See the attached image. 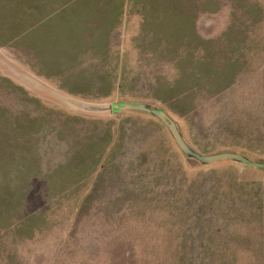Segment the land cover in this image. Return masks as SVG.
Segmentation results:
<instances>
[{"label":"rangeland","instance_id":"374dc122","mask_svg":"<svg viewBox=\"0 0 264 264\" xmlns=\"http://www.w3.org/2000/svg\"><path fill=\"white\" fill-rule=\"evenodd\" d=\"M17 1L0 0V264H181L205 200L196 158L264 144V101L234 86L242 67L264 91V0H118L101 16L93 0ZM43 2L77 18L37 30ZM171 7L203 42L142 40Z\"/></svg>","mask_w":264,"mask_h":264},{"label":"crops","instance_id":"0c3cea01","mask_svg":"<svg viewBox=\"0 0 264 264\" xmlns=\"http://www.w3.org/2000/svg\"><path fill=\"white\" fill-rule=\"evenodd\" d=\"M91 3L90 11L97 12V16H101L99 11L112 12L115 4L119 1L105 0L104 3H100L93 0ZM161 13L160 21H164L165 25L159 27V32L157 31L158 28L153 33L148 31L146 23L140 25L142 40L153 41L155 43L154 48L159 46V42L162 43L167 38L172 39L174 42L172 46L175 49L181 44H188L186 45L188 48L190 45L192 47L198 40L204 41L200 34L195 31L193 18L188 25L186 20L189 18L183 19V23L180 24V15L176 9L171 7L164 9ZM140 15L143 18L142 14ZM168 16L174 18L168 19ZM164 28H167V31L163 30ZM92 35L95 36L93 38L97 37L93 39L95 46L100 45L99 43L103 45L106 36L105 31ZM177 35H180L181 39L177 38ZM82 39L86 41L85 37ZM103 46L100 58L102 61H106V51L103 52ZM237 46L243 51L244 44L240 43ZM71 48L76 47L71 46ZM175 49L173 50L174 53L176 52ZM182 60L185 62V59L182 58ZM185 66L189 67L186 62ZM122 68H125L124 63H122ZM242 69V67L240 69L238 67L236 72V80L239 75L242 79L239 82L235 80L236 92L250 93L248 98L264 101V91L255 93L252 88L249 91L246 90L249 83L243 81V76L244 80L253 76H246L248 73L244 74ZM261 83L264 84L263 81H260ZM153 98L158 102L163 99L162 97ZM239 98H246V96ZM171 106L172 111H174L175 105L172 104ZM220 151L226 150L219 149L217 153L213 152L216 154L211 155H206L207 153L203 152L201 155L206 158L229 153H219ZM236 152L230 153L240 155L250 163L264 165V144L256 147L254 145L237 147ZM238 164L226 159L203 162L204 166H208L203 171L202 196L205 200L202 205H196L193 218H191V214H188L187 221L181 224L176 251L174 250V259L181 260V264H264V168ZM189 188L190 185H187L186 190ZM186 210L187 212L190 211L189 204L186 205Z\"/></svg>","mask_w":264,"mask_h":264},{"label":"trees","instance_id":"16d2710c","mask_svg":"<svg viewBox=\"0 0 264 264\" xmlns=\"http://www.w3.org/2000/svg\"><path fill=\"white\" fill-rule=\"evenodd\" d=\"M11 2H12V6H14L16 3H22V2H19V1H17L16 2V0H10ZM132 1H134V0H132ZM10 2V3H11ZM24 4V3H23ZM45 5H46V2H43V4H42V6H41V8H40V15H43L41 18H38V19H40L39 21L41 22V26H39L38 27V29L37 30H44V29H46L45 27L43 28L42 26H43V24L47 21V20H52V19H54L56 22H57V26H54L53 25V27L54 28H56V27H58L57 29H61V30H63V29H68L69 27L67 26V25H71V21L72 20H75L76 18H77V16H68V18H65V17H62V18H59V17H56V16H59L58 14H55V13H53V12H56V10H62L63 12H65V11H67L68 10V5L67 4H64V5H62V6H59L58 7V9H57V7L56 8H53V9H51V11H50V13L49 14H51V13H53V16L52 17H49V14H48V12H49V4H48V6L47 7H45ZM16 7H17V5H16ZM15 9V7H12V10H11V15H12V12H13V10ZM55 14V15H54ZM13 15H15V14H13ZM22 17H24V15H21ZM54 16H55V18H54ZM174 17H172V16H168V19H173ZM69 22V23H68ZM172 22H174V21H172ZM60 23H61V25H60ZM53 36V35H52ZM51 36V37H52ZM48 37L50 38V35H48Z\"/></svg>","mask_w":264,"mask_h":264},{"label":"water","instance_id":"95a60500","mask_svg":"<svg viewBox=\"0 0 264 264\" xmlns=\"http://www.w3.org/2000/svg\"><path fill=\"white\" fill-rule=\"evenodd\" d=\"M172 131H173V135H174L177 143L180 146L181 144H180V139L178 138L177 131L174 128H172ZM196 159L199 162H201V163H203V162L206 163V162L214 161V160H217V159H226V160L233 161L235 163H239V164L244 165V166H252V167H256V168H264V165H258V164L250 163L248 160H246L242 156L236 155V154H230V153H224V154H221V155H216V156H213V157H206V158L197 157Z\"/></svg>","mask_w":264,"mask_h":264}]
</instances>
